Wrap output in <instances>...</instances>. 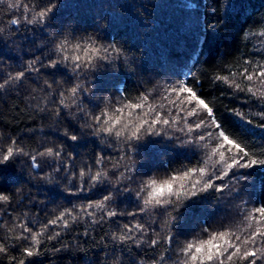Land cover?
Instances as JSON below:
<instances>
[{
  "label": "trees",
  "instance_id": "trees-1",
  "mask_svg": "<svg viewBox=\"0 0 264 264\" xmlns=\"http://www.w3.org/2000/svg\"><path fill=\"white\" fill-rule=\"evenodd\" d=\"M20 2L24 3L26 0ZM13 3L16 0H5L0 4V28L4 30L0 34V82H3L9 72L15 75L22 70L33 56L40 58L42 53L47 58L51 54L53 43L48 38V32L53 33L57 39L61 38L60 32L69 30L74 36L87 37L97 35L93 29L99 22L106 25L104 32L107 40L115 39L117 45L123 48L130 67L121 64L119 71L113 72L105 67L92 74L93 79L96 75H104L108 87L98 92L93 88L91 91L95 95L85 104V110L98 113L105 107L106 100L115 105L123 92L134 102H141L140 96L149 94L148 104L158 111L166 112L174 97L166 93L165 88L169 84L185 81L194 87L206 103L214 107L225 129L233 133H243L256 147L264 144V129L247 125L230 111L238 108L248 116L251 109V117L255 121L258 119L255 113L264 109L255 102L244 103V92L233 95L232 86L216 80L217 76L229 75L231 71L236 75L230 77V81L241 83L243 87L247 83L240 75L243 71V60L254 58L264 62V53H254V47L264 46L261 38L252 35L253 32L264 30L256 27L258 23L264 24V0H62L63 7L56 16V23L47 32L41 29L32 31L28 25L22 23L20 36L26 35L27 39H20L12 31L10 18L21 15V9L9 7ZM101 39H104L103 34ZM50 71L41 69L40 72L26 73L22 83H12L0 90V146L6 149L9 139H14L26 150L35 152L44 146L64 144L66 152L77 155L73 161L76 168L92 162L103 152L106 156L104 165L111 172L112 165L117 163L122 154L118 151L121 148L118 141L108 137L104 140L88 137L80 142L79 147L70 148L68 145L71 142L62 135V131L71 130L74 121L64 120L61 116L62 122H58L54 107L51 111H38L45 103L51 105L58 99L55 95H49V90L43 83L45 80L59 81L64 87L70 81V74L57 72L55 76H51L48 75ZM58 86L54 85L50 91L55 93ZM253 87L257 94L264 92V88H260L258 84ZM166 95L167 100L164 99ZM248 98L251 99L250 93ZM190 107L186 103L182 115L187 116ZM199 118V115L188 116L187 121H181V124H191ZM171 143L172 141L162 140L150 159L138 158L134 161L137 166L134 183L131 185L134 191H139V187L150 178L163 183L176 170L186 167L205 166L204 179L217 167L216 157L208 159L205 156L203 159L207 160V165H198L200 149L165 146ZM125 162L132 163H120ZM49 164L44 165L45 171H51ZM246 171L251 174L247 182L248 192L245 193V199L249 200L248 205L232 199L226 192L204 194L195 215L180 229L178 240L174 233L173 250L166 251L168 246L161 244L155 250H149L144 264H151L152 256L158 258L161 255L168 257L165 264H173L174 261L180 264L183 257L180 248L190 240L206 238L202 231L206 226L210 231L231 229L238 234L243 232L246 225L241 222L242 210L253 203L264 202V168L256 167ZM42 175L43 172L41 175H34L24 157L18 158L16 163L0 166V193L12 197V202L3 203L0 210V218L3 220L0 223V242L5 243L10 250L9 255L0 253V264H14L11 255H15L17 261L26 259L29 264H99L105 248L102 238H107L117 228L116 223L111 221L103 231L99 226L86 221L80 222V231L88 228L96 236L97 242L88 238L86 244L80 243L79 247H73L71 251L56 253L49 250L39 258H26L21 254L20 246L27 242L16 239L22 230L15 227V224L27 220L39 226L63 208L86 203L90 197L98 199L102 195L100 191L80 196L66 195L63 192L64 185L61 184L59 195L53 197L47 191L53 185L46 184L41 179ZM248 193L254 194V200ZM146 194L145 192L143 195ZM217 196L223 198L217 199ZM120 201L117 202L118 210L125 214L129 210L136 211L140 203L131 197H121ZM180 210L183 211V208ZM159 211L162 213L163 207ZM125 218L132 220L130 216ZM165 218L163 215H152V210L136 217L145 225L157 228L156 238L161 240L165 236V232L160 230ZM261 227L264 228V225ZM243 235H247V232ZM69 239L76 244L77 240L84 241L85 238L73 234ZM48 247L51 249V245ZM106 247L110 254L122 259L123 264H131L133 258L139 259L137 253L141 251L134 245L113 246L110 241ZM113 247L116 248L115 253H112ZM234 260L236 264H247L246 260ZM257 264H262V261L257 259Z\"/></svg>",
  "mask_w": 264,
  "mask_h": 264
},
{
  "label": "snow or ice",
  "instance_id": "snow-or-ice-1",
  "mask_svg": "<svg viewBox=\"0 0 264 264\" xmlns=\"http://www.w3.org/2000/svg\"><path fill=\"white\" fill-rule=\"evenodd\" d=\"M4 2L5 0H0V4ZM9 7L21 9L20 16L10 18V24L12 31L16 32L20 39H27L26 35L20 36L22 23L28 25L32 31L41 29L47 32V29L56 23V16L63 3L62 0H26L24 3L16 0V3L9 4ZM105 27L106 25L97 22L93 29L97 35L87 37L74 36L69 30L60 32L61 38L57 39L53 33L48 32V38L53 43L51 54L47 58H44L42 53L40 58L33 56L22 70L15 75L9 72L3 82H0V90H3L12 83H22L26 73L40 72L41 69H50L48 75L51 76H55L57 72L70 74L67 87L55 80L43 82L49 90V95H55L58 99L51 105L45 103L38 111H51L54 107L58 122H62L61 116L64 120L74 121L71 130L62 131V135L71 142L68 145L70 148L79 147L80 142L88 137L97 140L108 137L121 144L118 151L122 154L117 163L112 165L111 172L104 165L106 156L103 152L92 162L76 168L73 161L77 155L66 152L64 144L44 146L35 152L26 150L14 139H9L6 149L0 146V166L16 163L20 157L26 158L33 174L41 175L43 172L41 179L46 184L53 185L47 189L53 197L59 195L61 184L64 185L63 192L66 195L80 196L95 191L102 193L98 199L90 197L86 203L63 208L39 226L27 220L15 224V227L22 230L16 239L27 242L26 245L20 246L21 254L26 258H39L49 250L56 253L71 251L73 247H79L80 243L86 244L88 238L97 242L96 236L91 234L88 228L80 231V222L86 221L88 224L99 226L103 231L111 221L116 223L117 228L107 238H102L105 248L99 258V264H123L122 259L110 254L106 247L109 241L113 246L134 245L141 249L137 253L139 259L133 258L131 264H144L149 250H155L161 244L168 246L166 251L173 250L174 233L178 240L180 229L195 215L197 205L202 203L204 194L226 192L232 199L248 205L249 200L245 199V193L248 192L247 182L251 174L246 170L264 168V144L256 147L243 133H233L225 129L214 107L206 103L194 87L185 81L169 84L165 88V92L174 97L166 112L158 111L148 104L149 94L140 96L141 102H134L123 92L115 105L106 100L105 107L98 113L85 110V104L95 95L91 90L94 88L96 92L104 91L108 87L104 75H96L93 79L92 74L105 67L113 72L119 71L121 64L130 67L123 48L117 45L115 39L107 40ZM256 27L264 29V24L258 23ZM3 32L0 28V34ZM101 34L104 39H101ZM252 35H258L264 45V30L253 32ZM254 53H264V46L254 47ZM242 63L243 71L240 75L243 81L247 82L243 87L241 83L230 81V77L236 75L231 71L229 75L217 76L216 80L232 86L233 95L236 92H244V103L255 102L264 109V92L257 94L253 87L258 84L260 88H264V62L252 58L245 59ZM54 85L59 86L57 91L52 93L50 90ZM249 93L251 99L248 98ZM164 99L167 100L168 95ZM186 103L191 106L187 110V116L182 115ZM230 111L247 125L264 129V110L255 113L258 117L255 121L251 117V109L248 116L238 108ZM196 115L200 116L198 120H193L191 124H181V121H187L188 116ZM162 140L172 141L171 144L165 145L166 147L200 149L201 158L197 162L198 165H207V160L203 159L207 156L208 159L216 157L217 167L208 173L206 179L203 178L206 173L205 166L186 167L176 170L163 183L150 178L139 187V191H134L131 187L137 172L134 161L138 158L150 159ZM121 161L132 163L121 164ZM45 164H49L51 171L44 170ZM145 192L146 196L143 195ZM248 195L254 200L253 193ZM121 197L140 201L137 210H129L126 214L120 212L117 202ZM222 198L217 196V199ZM11 202V196L0 193V210L3 203ZM161 207L162 213L159 211ZM149 210H152L154 216L166 217L163 228L160 229L165 232L162 240L156 238L157 228L136 219L147 214ZM240 215L241 222L246 225L243 232L238 234L231 229L210 231L207 226L204 227L202 231L206 238L190 240L180 248L183 254L180 264H236L234 258L246 260L247 264H257V259H260L264 264V228L261 227L264 225V202L253 203L249 208L243 209ZM126 216L132 217V220H127ZM0 223H3L2 218ZM244 232H247V235H243ZM73 234L76 237L82 235L84 241L77 240V243L73 244L69 239ZM115 251L116 248L113 247L112 253ZM120 252L122 255V247ZM0 253L10 254L9 248L3 242H0ZM167 259L164 255L158 258L152 256L151 264H165ZM11 260L14 264H29L26 259L17 261L15 255H11Z\"/></svg>",
  "mask_w": 264,
  "mask_h": 264
}]
</instances>
